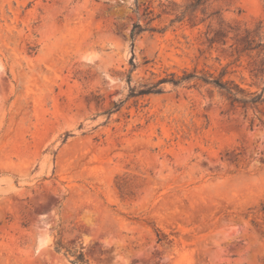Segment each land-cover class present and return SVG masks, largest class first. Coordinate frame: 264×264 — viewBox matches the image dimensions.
<instances>
[{"label":"rangeland","instance_id":"1","mask_svg":"<svg viewBox=\"0 0 264 264\" xmlns=\"http://www.w3.org/2000/svg\"><path fill=\"white\" fill-rule=\"evenodd\" d=\"M188 2L0 0V264H264V0Z\"/></svg>","mask_w":264,"mask_h":264},{"label":"trees","instance_id":"2","mask_svg":"<svg viewBox=\"0 0 264 264\" xmlns=\"http://www.w3.org/2000/svg\"><path fill=\"white\" fill-rule=\"evenodd\" d=\"M207 1L208 0H189V2L181 10V12L177 14L176 19L183 20L187 15H189L190 16L189 19L193 21L194 18L198 16V12L200 10H202L204 14L206 13L204 6L206 5ZM216 13L217 12H212L210 15L202 17L200 22L206 21L208 18L213 17ZM196 24L198 23L196 22L193 23V25H196ZM210 27H211V21L209 24V28ZM141 30H143V28L140 23L134 26L131 32V36L133 40L135 39V36L138 34V32H140ZM234 30H235L234 27L229 26V28L221 27L217 32L220 33L222 36H227ZM238 34L239 33L236 32V35ZM253 42H254V39H251V42L249 43H253ZM171 75H172V78H170V80H168L167 78H162L158 81V83L153 84L152 86L148 88H144L139 91H136L135 89H133V93H134L133 95L160 92L161 90L157 88V85L162 82L171 81L174 84H180L181 82L186 81V80H190L193 78H201V77H198L194 73H185L181 77H176L174 73H172ZM202 79L208 83H213L214 85H216L220 89L221 93L225 95L228 99H230L233 103L237 102V103H242L245 106L249 104L255 106V105H258L264 102L263 93L256 94V95H253L252 93L245 94L244 90L240 88L237 84H235L233 81H228V80L224 81L221 78L209 79V77H206V78L203 77ZM73 263L74 264H83V263L91 264L90 262L84 259V255L82 253L77 254L76 259L73 260Z\"/></svg>","mask_w":264,"mask_h":264}]
</instances>
